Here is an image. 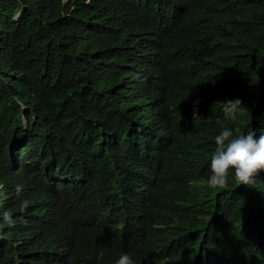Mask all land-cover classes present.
Wrapping results in <instances>:
<instances>
[{"label": "trees", "instance_id": "obj_1", "mask_svg": "<svg viewBox=\"0 0 264 264\" xmlns=\"http://www.w3.org/2000/svg\"><path fill=\"white\" fill-rule=\"evenodd\" d=\"M131 77L146 84L136 105L116 87ZM236 99L244 110L223 120ZM256 118L264 126V0H0V184L13 162L28 178L58 164L69 200L43 229L15 218L0 264H113L122 252L147 264H238L221 249L231 225L201 220L213 208L187 204L152 231L163 203L179 198H146L127 172L195 176L201 191H222L205 184L201 140L224 126L252 130ZM244 204L264 211L258 194Z\"/></svg>", "mask_w": 264, "mask_h": 264}, {"label": "clouds", "instance_id": "obj_2", "mask_svg": "<svg viewBox=\"0 0 264 264\" xmlns=\"http://www.w3.org/2000/svg\"><path fill=\"white\" fill-rule=\"evenodd\" d=\"M124 84V88L132 92V105H136L138 97L134 93L137 86L143 84L138 78L123 79L116 85ZM141 88V89H142ZM121 100L119 96L113 95ZM144 99V97L142 96ZM143 102V114L148 116L149 108ZM125 103H128L125 101ZM137 107V106H135ZM244 110L239 99L224 101L221 108L223 120L235 121L238 114ZM151 111V108H150ZM255 127L247 129L243 133H237L232 127H221L218 133L209 132L203 137L200 148L203 146V162L208 170L206 185L215 190L222 191L203 192L201 185L195 176L188 178L186 175L165 174L157 172H145L131 169L127 176L131 177L134 187L142 188L144 197L153 198L157 192H172L177 200L165 201L158 212V223L149 226L152 231L160 230L172 217L168 213H176L184 210L187 204L190 207H210L201 220L220 218L222 222L231 225L230 229L222 227L221 249L226 255L238 264H264V211L249 207L244 204L247 194H258L264 200V126L261 128L255 120ZM164 130V128H161ZM207 140L208 143L203 142ZM23 149V146H19ZM149 163H158L160 150L150 151ZM14 172L10 173L6 181L0 184V244L9 241V229L15 218L30 220L31 227L45 228L49 223H55L58 214L69 203L63 187L61 168L58 164L47 168L41 174L28 178L25 174L28 165L22 162H13ZM5 176V174H4ZM13 188V193L9 192ZM182 188L185 190L182 192ZM28 191V199L19 197L20 191ZM26 195L27 192H22ZM18 198L21 199L18 202ZM136 213V211H135ZM78 213L70 210L66 217L74 218ZM139 219L141 215L137 213ZM166 218V219H165ZM133 216L132 225L136 230H145L141 225L135 226ZM148 226L147 224H145ZM177 228H165L172 231ZM88 233L97 239L104 238L105 230L98 225H93ZM162 233V234H163ZM22 242L31 241L25 227L21 229ZM16 247L20 241L18 236L11 241ZM165 242L158 243L160 247ZM18 261L17 256H13ZM190 260V259H189ZM15 262V263H16ZM185 264H196L195 261H186ZM113 264H147L141 255L131 256L122 252Z\"/></svg>", "mask_w": 264, "mask_h": 264}, {"label": "rangeland", "instance_id": "obj_3", "mask_svg": "<svg viewBox=\"0 0 264 264\" xmlns=\"http://www.w3.org/2000/svg\"><path fill=\"white\" fill-rule=\"evenodd\" d=\"M127 67H128V71L130 72V70H131V66H130V64H127ZM118 70L121 71V68H119ZM109 85L111 86L110 83H109ZM137 97L140 98V93H138ZM152 102H154V100H153Z\"/></svg>", "mask_w": 264, "mask_h": 264}, {"label": "bare ground", "instance_id": "obj_4", "mask_svg": "<svg viewBox=\"0 0 264 264\" xmlns=\"http://www.w3.org/2000/svg\"><path fill=\"white\" fill-rule=\"evenodd\" d=\"M208 260H210V259H208Z\"/></svg>", "mask_w": 264, "mask_h": 264}]
</instances>
